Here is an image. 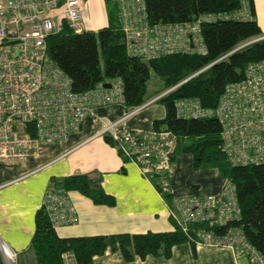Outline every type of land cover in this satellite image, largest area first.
Here are the masks:
<instances>
[{"label": "built area", "instance_id": "built-area-1", "mask_svg": "<svg viewBox=\"0 0 264 264\" xmlns=\"http://www.w3.org/2000/svg\"><path fill=\"white\" fill-rule=\"evenodd\" d=\"M239 2L240 7L231 13H207L188 22L150 24L144 0H115L125 50L144 60L172 53L204 54L201 24L216 19H250L249 0ZM83 6V0H0V162L24 161L38 151L41 143L62 141L80 129L93 107L124 103L121 78H108L89 90L74 91L68 75L47 53V37L59 32L64 21L75 32L81 31ZM262 39L264 35L250 39L216 61ZM175 87L134 106V111L156 102ZM175 108L184 118H215L221 126L222 149L232 164L264 163V59L249 63L241 80L225 85L215 108H204L191 97L176 101ZM123 118L104 121L97 134L110 136L120 153L151 181L170 217L187 237L196 246L229 248L245 255L251 264H264V257L242 230L228 226L240 218L234 185L227 180L216 194H171L169 204L162 191L168 192L175 170L176 135L154 129L117 135L115 127ZM41 206L54 228L76 220L66 190L52 183ZM215 226L228 227L220 232L214 230ZM0 255L3 264H14L16 252L3 241ZM63 264L77 263L72 254L65 253Z\"/></svg>", "mask_w": 264, "mask_h": 264}, {"label": "trees", "instance_id": "trees-1", "mask_svg": "<svg viewBox=\"0 0 264 264\" xmlns=\"http://www.w3.org/2000/svg\"><path fill=\"white\" fill-rule=\"evenodd\" d=\"M144 2L150 24L188 22L201 14L231 13L240 7L239 0ZM249 4L250 19H216L201 24L202 40L206 48L204 54L172 53L149 60L129 55L125 50L115 0H106L107 26L95 32H75L64 21L59 32L47 37L46 49L48 55L68 75L74 91L89 90L108 78H121L123 104L126 106H139L148 100L145 95L150 67L155 69L166 84L154 96L176 85L173 90L158 98L157 102L165 107V116L154 120L153 129L173 132L177 138L175 154L190 153L195 168L215 167L234 185L240 218L228 226L239 227L246 239L264 257V163L232 164L222 149L221 126L215 118H184L177 115L175 108L176 101L188 97L197 98L204 108H215L225 85L241 80L249 63L264 59L262 39L249 42L216 61L237 46L261 35L252 0H249ZM210 63L205 70L188 78ZM104 140L116 146L110 136L104 135ZM50 183L66 191L76 190L94 204L112 206L116 203L115 197L102 188L100 179L88 173L52 178ZM156 188L160 189L158 185ZM162 196L171 203L170 192L162 191ZM173 224L174 229L169 231L61 237L41 206L35 213L31 243L37 264H63L65 253L72 254L77 264H93V258L107 249L119 251L127 262L136 257L143 259L147 255L168 258L176 244L190 242L195 245L180 227ZM228 226H215L214 230L223 232Z\"/></svg>", "mask_w": 264, "mask_h": 264}, {"label": "crops", "instance_id": "crops-1", "mask_svg": "<svg viewBox=\"0 0 264 264\" xmlns=\"http://www.w3.org/2000/svg\"><path fill=\"white\" fill-rule=\"evenodd\" d=\"M252 2L261 35H264V0ZM83 5L81 30L95 32L107 26L106 0H83ZM164 116L165 107L157 101L136 111L123 103L96 106L80 129L69 133L62 141L41 143L38 151L24 161L0 162V241L16 252L14 264H37L31 243L35 213L42 205L52 178L88 173L98 177L105 192L116 199L112 206L99 205L76 190L66 191L76 220L55 227L61 237L173 230L174 221L151 181L117 146L108 144L103 135L97 134L106 120L124 117L115 127L116 134L122 135L135 129L153 130L154 120ZM174 161L175 170L168 187L172 195L216 194L227 181L215 167L195 168L190 153L174 154ZM0 260L2 262L1 255ZM93 264L251 263L245 255L229 248L182 242L172 247L168 258L147 255L127 262L119 251L107 249L93 258Z\"/></svg>", "mask_w": 264, "mask_h": 264}, {"label": "rangeland", "instance_id": "rangeland-1", "mask_svg": "<svg viewBox=\"0 0 264 264\" xmlns=\"http://www.w3.org/2000/svg\"><path fill=\"white\" fill-rule=\"evenodd\" d=\"M100 62H101V53H99ZM102 65V62H101ZM166 87L165 81L156 74V71L153 67L149 69V79L146 83V95L145 98L148 99L153 95L161 92Z\"/></svg>", "mask_w": 264, "mask_h": 264}, {"label": "water", "instance_id": "water-1", "mask_svg": "<svg viewBox=\"0 0 264 264\" xmlns=\"http://www.w3.org/2000/svg\"><path fill=\"white\" fill-rule=\"evenodd\" d=\"M106 87H108L109 85L108 84H105Z\"/></svg>", "mask_w": 264, "mask_h": 264}]
</instances>
